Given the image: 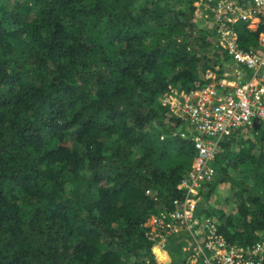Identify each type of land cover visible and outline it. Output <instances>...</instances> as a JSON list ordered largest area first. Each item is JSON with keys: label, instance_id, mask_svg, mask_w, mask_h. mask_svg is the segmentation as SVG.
<instances>
[{"label": "trees", "instance_id": "trees-1", "mask_svg": "<svg viewBox=\"0 0 264 264\" xmlns=\"http://www.w3.org/2000/svg\"><path fill=\"white\" fill-rule=\"evenodd\" d=\"M205 2L0 0V264H164L145 223L183 197L196 150L162 99L231 59L197 17ZM235 29L257 46L258 30ZM213 166L201 194L227 184L231 208L200 214L251 245L264 235V121L223 138Z\"/></svg>", "mask_w": 264, "mask_h": 264}, {"label": "built area", "instance_id": "built-area-1", "mask_svg": "<svg viewBox=\"0 0 264 264\" xmlns=\"http://www.w3.org/2000/svg\"><path fill=\"white\" fill-rule=\"evenodd\" d=\"M204 5L197 17L212 23L219 44L251 75L243 80L225 70L206 69L205 85L189 91L171 87L163 97L171 114L188 124L181 136L190 138L196 155L178 184L183 197L147 219L146 236L162 253L177 239L180 264H264L263 234L251 245L233 244L219 231L215 217L200 214L201 192L215 175L213 162L222 139L264 121V0H206ZM237 22L256 24L257 46L241 47Z\"/></svg>", "mask_w": 264, "mask_h": 264}, {"label": "rangeland", "instance_id": "rangeland-1", "mask_svg": "<svg viewBox=\"0 0 264 264\" xmlns=\"http://www.w3.org/2000/svg\"><path fill=\"white\" fill-rule=\"evenodd\" d=\"M228 188L227 184H219L209 197L202 196L201 206L205 209L227 208L230 211V205L224 204V198L228 195ZM163 253L166 255L164 264H179L183 254L177 239L171 241Z\"/></svg>", "mask_w": 264, "mask_h": 264}, {"label": "crops", "instance_id": "crops-1", "mask_svg": "<svg viewBox=\"0 0 264 264\" xmlns=\"http://www.w3.org/2000/svg\"><path fill=\"white\" fill-rule=\"evenodd\" d=\"M248 27L254 31L256 24H254V23L250 24ZM224 66H225L224 67L225 71L230 72L236 78L238 76L241 79L245 80V79H248L251 75V71L249 69H247L246 67H243L241 65H238L232 59H230Z\"/></svg>", "mask_w": 264, "mask_h": 264}]
</instances>
